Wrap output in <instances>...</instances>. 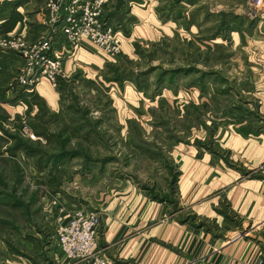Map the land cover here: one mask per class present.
Returning a JSON list of instances; mask_svg holds the SVG:
<instances>
[{
    "label": "crops",
    "instance_id": "0c3cea01",
    "mask_svg": "<svg viewBox=\"0 0 264 264\" xmlns=\"http://www.w3.org/2000/svg\"><path fill=\"white\" fill-rule=\"evenodd\" d=\"M238 1H230L235 6L234 14L248 17L250 4L244 11L243 2ZM47 2L0 0V34L22 36L31 43L49 36L56 27L48 23ZM228 3L229 0H107L106 18L123 34V57L110 59L86 41L77 54L64 62L58 88L47 79L32 88H21L16 78L23 59L17 53L0 50V120L27 118L34 122L42 109L58 112L68 89L79 82L116 83L131 73L128 65L132 50L137 52L153 44L173 46L180 35L195 36L196 19L213 18V12L214 17L224 18L229 12ZM252 18L257 22L253 29L230 33L227 29H202L204 43L216 33L233 37L230 44L240 54L235 77L236 105L228 109L222 106V100L229 95L213 86L210 78L213 89H206L204 94L219 98V118L204 114L202 137L175 144L176 197L158 199L128 180L89 205L97 206L102 213L98 247L109 264H264V9ZM218 39L222 41L224 37ZM62 43L59 38L56 50H63ZM208 73H202L204 86L208 80L205 77L211 74ZM218 74L228 81L222 71ZM125 82L118 91L123 92L119 100L136 106H132V112L136 113L140 105L138 112L146 113L147 99L139 98V105L131 100L138 95L145 98L146 93L128 80ZM66 211L61 216L64 220L72 213ZM57 250L46 255L51 264H84L68 261L59 247ZM19 257H7V264H29Z\"/></svg>",
    "mask_w": 264,
    "mask_h": 264
},
{
    "label": "rangeland",
    "instance_id": "374dc122",
    "mask_svg": "<svg viewBox=\"0 0 264 264\" xmlns=\"http://www.w3.org/2000/svg\"><path fill=\"white\" fill-rule=\"evenodd\" d=\"M230 1L226 17L213 12V18H197L195 36L180 35L173 46L132 50L131 73L116 83L79 82L68 89L58 112L42 109L34 122L0 120V264L11 255L51 264L46 255L58 253L57 228L66 209L71 215L78 209L99 210L89 205L128 180L158 199L176 197L175 144L202 137L204 114L219 118V98H208L204 91L215 84L229 95L222 106L236 105L240 54L230 44L232 35L201 40L202 29L230 33L257 25L247 13L237 17ZM238 2L246 11L249 0ZM204 71L211 73L205 77L207 87ZM125 80L146 93L131 99L137 105L147 99L146 113L138 112L140 105L132 112V104L119 100Z\"/></svg>",
    "mask_w": 264,
    "mask_h": 264
},
{
    "label": "built area",
    "instance_id": "2783aa9c",
    "mask_svg": "<svg viewBox=\"0 0 264 264\" xmlns=\"http://www.w3.org/2000/svg\"><path fill=\"white\" fill-rule=\"evenodd\" d=\"M249 3L252 17L264 9V0ZM106 6L107 0H48V23L56 27L49 36L31 43L22 36L0 34V50L23 59L17 84L29 89L47 79L58 88L66 58L77 54L86 41L111 59L122 58L123 34L106 18ZM59 38L63 40L62 51L56 50ZM102 224L99 210L78 209L69 219L61 218L57 237L62 255L70 262L109 264L98 247Z\"/></svg>",
    "mask_w": 264,
    "mask_h": 264
}]
</instances>
